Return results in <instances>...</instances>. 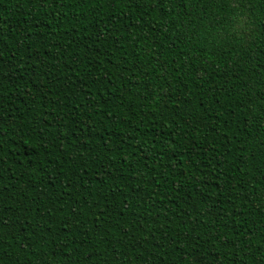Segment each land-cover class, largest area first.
<instances>
[{
  "label": "trees",
  "instance_id": "1",
  "mask_svg": "<svg viewBox=\"0 0 264 264\" xmlns=\"http://www.w3.org/2000/svg\"><path fill=\"white\" fill-rule=\"evenodd\" d=\"M0 264H264V0H0Z\"/></svg>",
  "mask_w": 264,
  "mask_h": 264
}]
</instances>
